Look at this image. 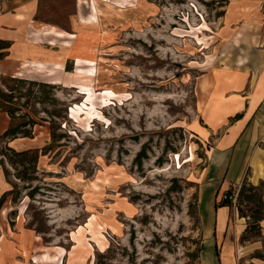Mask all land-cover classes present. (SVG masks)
<instances>
[{
    "label": "rangeland",
    "instance_id": "rangeland-1",
    "mask_svg": "<svg viewBox=\"0 0 264 264\" xmlns=\"http://www.w3.org/2000/svg\"><path fill=\"white\" fill-rule=\"evenodd\" d=\"M32 3L19 52L40 50L0 71L12 122H36L28 152L0 141L13 190L0 205V264H201L199 173L220 133L200 112L228 0ZM241 181L225 195L248 215ZM238 217L225 236L239 262L264 264L263 221L245 231Z\"/></svg>",
    "mask_w": 264,
    "mask_h": 264
},
{
    "label": "crops",
    "instance_id": "crops-1",
    "mask_svg": "<svg viewBox=\"0 0 264 264\" xmlns=\"http://www.w3.org/2000/svg\"><path fill=\"white\" fill-rule=\"evenodd\" d=\"M32 1L7 0L1 4L0 40L9 42L0 59V71L4 73L10 74L40 50L34 47L39 44L29 41L26 53L30 57L24 58L19 52L33 30ZM221 26L225 43L215 66L219 72L206 82L201 106L204 108L210 95L211 103L200 112L204 128L220 133L213 138L199 173L198 202L204 232L200 258L201 264H243L236 253V242L225 236L230 219L237 221L239 217L224 196L240 183L246 171L253 184L264 182V0H228ZM9 123L8 114L0 111V134ZM32 140L16 137L6 143L21 151L32 148ZM11 189L0 163V197ZM7 200L6 196L4 202Z\"/></svg>",
    "mask_w": 264,
    "mask_h": 264
},
{
    "label": "trees",
    "instance_id": "trees-1",
    "mask_svg": "<svg viewBox=\"0 0 264 264\" xmlns=\"http://www.w3.org/2000/svg\"><path fill=\"white\" fill-rule=\"evenodd\" d=\"M9 46V42L0 40V59L5 55V49ZM18 82H23L21 79L16 80ZM32 84V81H30ZM43 86H46L47 84L42 83ZM12 90V89H11ZM14 98V94L11 92L9 94H5L0 91V111H5L9 118H10V123L7 129L0 134V141L4 139H13L18 136L20 137H31L32 133V127L35 125V121L33 118H31L27 113H24L22 115H19V118H25L26 120L19 121V122H12L13 119H15L14 108H11L10 106L3 105L2 103L7 102V103H12V99ZM9 105V104H8ZM28 127V128H27ZM7 148L15 153L18 154H24L25 152H28L31 149L27 150H21L17 151L14 150L13 148L9 147L7 145ZM260 187L264 188V182L259 181L257 184H253L249 182L244 176V178L241 181L240 186L238 187V200L243 198L246 202H253L255 203V208H250V214L245 215L244 212L242 211L240 205L236 206L237 213L241 217H249V221L247 222L246 230H249L250 228H260L261 226V221L264 220V191H262L260 194L257 193V189ZM244 190L249 191L248 193H244ZM13 190L9 192H5L4 194L1 195L0 197V205L3 203L5 197L7 194L12 193ZM229 192V191H228ZM227 192V193H228ZM229 196L225 195L224 200L228 201V203H231L230 200H228Z\"/></svg>",
    "mask_w": 264,
    "mask_h": 264
},
{
    "label": "bare ground",
    "instance_id": "bare-ground-1",
    "mask_svg": "<svg viewBox=\"0 0 264 264\" xmlns=\"http://www.w3.org/2000/svg\"><path fill=\"white\" fill-rule=\"evenodd\" d=\"M31 62H32V61H31ZM75 73H76V74H80L81 72H79V71H75ZM85 74H87V73H85ZM87 75H88V74H87Z\"/></svg>",
    "mask_w": 264,
    "mask_h": 264
}]
</instances>
